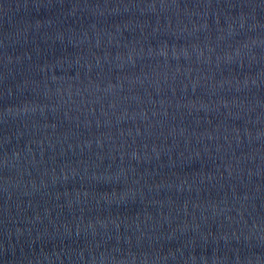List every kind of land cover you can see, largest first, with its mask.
Masks as SVG:
<instances>
[{"label":"water","instance_id":"1","mask_svg":"<svg viewBox=\"0 0 264 264\" xmlns=\"http://www.w3.org/2000/svg\"><path fill=\"white\" fill-rule=\"evenodd\" d=\"M0 264H264V0H0Z\"/></svg>","mask_w":264,"mask_h":264}]
</instances>
